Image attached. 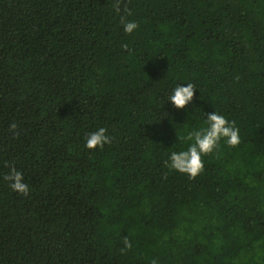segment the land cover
<instances>
[{
    "label": "trees",
    "instance_id": "16d2710c",
    "mask_svg": "<svg viewBox=\"0 0 264 264\" xmlns=\"http://www.w3.org/2000/svg\"><path fill=\"white\" fill-rule=\"evenodd\" d=\"M214 110L239 144L170 170ZM152 261L264 264V0H0V264Z\"/></svg>",
    "mask_w": 264,
    "mask_h": 264
},
{
    "label": "clouds",
    "instance_id": "9594fccd",
    "mask_svg": "<svg viewBox=\"0 0 264 264\" xmlns=\"http://www.w3.org/2000/svg\"><path fill=\"white\" fill-rule=\"evenodd\" d=\"M138 28L135 21L123 23V31L126 34L133 33ZM197 88L192 83H178L171 89L166 101L173 109H185L186 106L193 102L195 91ZM14 128L15 125H12ZM182 144H186V148L171 151L166 161V166L170 170H174L181 174L195 178L204 169V156L216 151L221 142L235 147L240 142V129L235 122L229 120L222 113L214 110L204 113L201 126L193 127L187 130L186 135L176 137ZM110 142L105 127H98L96 130L89 132L85 137L84 147L88 150L102 148ZM9 182V187L22 195H28L29 186L24 182V174L12 167L5 176ZM125 246L131 247V243L125 240ZM156 264V261H152Z\"/></svg>",
    "mask_w": 264,
    "mask_h": 264
}]
</instances>
